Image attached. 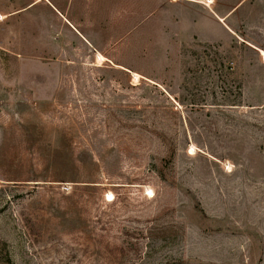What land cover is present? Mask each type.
<instances>
[{
  "label": "rangeland",
  "instance_id": "374dc122",
  "mask_svg": "<svg viewBox=\"0 0 264 264\" xmlns=\"http://www.w3.org/2000/svg\"><path fill=\"white\" fill-rule=\"evenodd\" d=\"M0 264H264V0H0Z\"/></svg>",
  "mask_w": 264,
  "mask_h": 264
}]
</instances>
